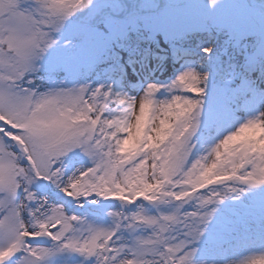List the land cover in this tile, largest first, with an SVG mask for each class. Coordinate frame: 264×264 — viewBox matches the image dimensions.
Wrapping results in <instances>:
<instances>
[{
	"label": "snow or ice",
	"instance_id": "6c2138e0",
	"mask_svg": "<svg viewBox=\"0 0 264 264\" xmlns=\"http://www.w3.org/2000/svg\"><path fill=\"white\" fill-rule=\"evenodd\" d=\"M238 249L264 264V0H0V264Z\"/></svg>",
	"mask_w": 264,
	"mask_h": 264
},
{
	"label": "rangeland",
	"instance_id": "374dc122",
	"mask_svg": "<svg viewBox=\"0 0 264 264\" xmlns=\"http://www.w3.org/2000/svg\"><path fill=\"white\" fill-rule=\"evenodd\" d=\"M250 254L245 252L243 249H238L233 257L234 264H239L241 259L249 256ZM258 258V257H257Z\"/></svg>",
	"mask_w": 264,
	"mask_h": 264
},
{
	"label": "water",
	"instance_id": "95a60500",
	"mask_svg": "<svg viewBox=\"0 0 264 264\" xmlns=\"http://www.w3.org/2000/svg\"><path fill=\"white\" fill-rule=\"evenodd\" d=\"M149 2H150V0H149ZM157 2H159V0H157Z\"/></svg>",
	"mask_w": 264,
	"mask_h": 264
}]
</instances>
